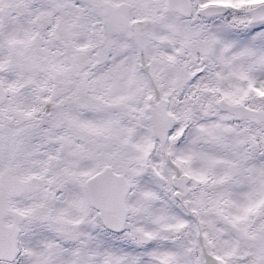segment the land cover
I'll return each mask as SVG.
<instances>
[{"label":"snow or ice","instance_id":"obj_1","mask_svg":"<svg viewBox=\"0 0 264 264\" xmlns=\"http://www.w3.org/2000/svg\"><path fill=\"white\" fill-rule=\"evenodd\" d=\"M0 264H264V0H0Z\"/></svg>","mask_w":264,"mask_h":264}]
</instances>
